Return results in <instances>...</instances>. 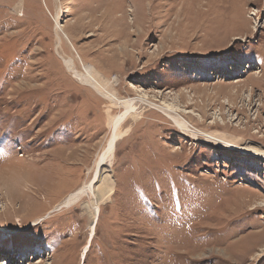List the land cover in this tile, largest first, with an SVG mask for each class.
Here are the masks:
<instances>
[{
	"label": "rangeland",
	"instance_id": "rangeland-1",
	"mask_svg": "<svg viewBox=\"0 0 264 264\" xmlns=\"http://www.w3.org/2000/svg\"><path fill=\"white\" fill-rule=\"evenodd\" d=\"M62 55L138 111L93 236L90 195L52 211L94 178L121 109ZM153 105L264 152V0H0V264H264V161Z\"/></svg>",
	"mask_w": 264,
	"mask_h": 264
},
{
	"label": "bare ground",
	"instance_id": "bare-ground-1",
	"mask_svg": "<svg viewBox=\"0 0 264 264\" xmlns=\"http://www.w3.org/2000/svg\"><path fill=\"white\" fill-rule=\"evenodd\" d=\"M56 28L57 32L61 33L62 36L66 40H68L71 45L73 46V49H75L74 45L72 44L70 38L68 35L64 32V27L60 24V17L56 18ZM59 43H61L60 36H59ZM125 48V47H124ZM58 49V48H57ZM60 50V48H59ZM76 50V49H75ZM62 58H64L65 64L67 65V68L69 72L72 74L73 78L79 81L82 84L92 86L93 88L97 89L105 99L112 102L117 106V108L121 109V114L115 119L112 126V133L111 137L108 142V147L106 152L101 155L98 161L97 170L95 172L94 178L87 184H85L83 187L79 188L77 191L71 193L64 202V205H61L59 207H55V209L52 211L57 212L64 206H68L72 203L75 199H77L80 196L83 195H90L93 197L92 207H86V209H91L94 216V222L90 227V230L92 231V236L95 233V225L96 220L98 219L100 215V207H99V198L100 194L96 191V183L100 180V177L102 173H104L103 166L110 165L113 161V158L115 156L116 152V145H117V132L119 128L129 119H135L137 118V108L136 103L133 102V100H122L118 97L116 93L110 92L106 86H104L98 77L96 76L95 69L91 67L90 65H83V72H80L77 70L75 63L71 58L66 57L65 55H62ZM85 64V63H84ZM33 81V80H32ZM32 89H30L31 91ZM27 91V90H26ZM29 92V91H28ZM32 95L34 93L30 92ZM24 94V93H23ZM29 95V94H28ZM27 96V95H26ZM33 97V96H32ZM35 98V97H34ZM22 99V98H21ZM19 102V98H18ZM156 109L163 112L174 124L175 126L184 134L191 135L195 138H201L204 137L207 142L216 144L217 146H220L222 148H228L231 150H240L244 154H248L251 156H257L258 158H261L264 161V152L262 150H259V148H254L252 145H248L245 143V145L237 144L234 142L233 138L228 139V136L223 134H209L203 131L198 130L191 122H189L185 117L188 114L185 111L182 110V108L178 107H171L170 105H153ZM243 146V147H241ZM107 187V186H105ZM111 188V187H110ZM110 191V190H109ZM107 191H104V195H107ZM113 191V190H112ZM89 196V197H90ZM92 199V198H91ZM66 208V207H65ZM52 214V213H51ZM48 217V216H47ZM46 217V218H47ZM43 218V219H46ZM88 247H86L85 253L87 252Z\"/></svg>",
	"mask_w": 264,
	"mask_h": 264
}]
</instances>
